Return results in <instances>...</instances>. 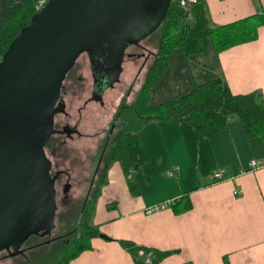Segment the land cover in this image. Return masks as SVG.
<instances>
[{
    "label": "crops",
    "instance_id": "crops-1",
    "mask_svg": "<svg viewBox=\"0 0 264 264\" xmlns=\"http://www.w3.org/2000/svg\"><path fill=\"white\" fill-rule=\"evenodd\" d=\"M201 1L213 25L264 12V0ZM217 77L233 94L258 91L264 99V24L256 27L253 40L218 52L209 44L204 52L185 58L174 48L149 91V103L176 98ZM137 136L147 157L144 166L157 164L145 170L147 181L143 166L134 173L137 195L128 190L119 163L110 164L91 218L109 240L91 238L90 248L66 264H137L118 239L177 250L155 264H264V166H248L250 159L264 162L260 138H246L238 121L201 141L189 125L163 120L151 121ZM216 170L224 179L213 180ZM179 196L183 202L176 207L143 212L148 205Z\"/></svg>",
    "mask_w": 264,
    "mask_h": 264
},
{
    "label": "water",
    "instance_id": "water-1",
    "mask_svg": "<svg viewBox=\"0 0 264 264\" xmlns=\"http://www.w3.org/2000/svg\"><path fill=\"white\" fill-rule=\"evenodd\" d=\"M168 3L46 0L8 43L0 58V251L54 226L55 190L43 146L61 110L66 72L85 52L99 90L115 81L124 49L158 27Z\"/></svg>",
    "mask_w": 264,
    "mask_h": 264
},
{
    "label": "trees",
    "instance_id": "trees-1",
    "mask_svg": "<svg viewBox=\"0 0 264 264\" xmlns=\"http://www.w3.org/2000/svg\"><path fill=\"white\" fill-rule=\"evenodd\" d=\"M36 2L37 0H0V58L8 43L36 12ZM261 24H264V12L231 23L213 25L201 0H196L188 8H182L169 0L164 17L154 30L157 31L158 41L152 62L144 74L136 99L131 104V113L127 118L129 126L126 129L129 133L122 134L116 140L109 154L110 164L119 163L131 194H138L133 176L134 167L143 165L147 159L139 144L137 132L151 121H186L197 141L209 139L231 121H238L246 138L258 137L264 144V99L261 94L258 91L233 94L223 78L217 77L195 85L176 98L157 104L149 103V91L163 75L174 48H179L185 58L204 52L209 44L218 52L233 44L253 40L256 27ZM106 173L107 170H103L99 189L92 193V200L86 202L81 220L70 231L71 235L62 246L63 257L56 264H66L81 251L89 249L90 239L101 234L91 218L99 190L105 183ZM182 199L181 196L174 198L170 206L176 207L183 202ZM188 207L189 203L183 206ZM104 239L109 240L106 236ZM117 242L137 264H155L177 251L158 250L125 239H118ZM46 248L48 245H38L29 254L31 263L41 257L44 249L48 251Z\"/></svg>",
    "mask_w": 264,
    "mask_h": 264
},
{
    "label": "flooded vegetation",
    "instance_id": "flooded-vegetation-1",
    "mask_svg": "<svg viewBox=\"0 0 264 264\" xmlns=\"http://www.w3.org/2000/svg\"><path fill=\"white\" fill-rule=\"evenodd\" d=\"M142 40L131 43L124 49L117 79L110 84H102L100 90V83L95 85L89 70L90 86L87 90L88 94L86 97H81V94H83L82 87L74 88V85L80 83L81 80L80 74H73L76 61L66 72L62 80L59 95L61 110L53 116V132L45 142L43 151L49 161V175L53 179L55 196L57 192L56 188L60 184L63 198L66 199L67 193L72 187L71 179L74 181L76 178H82V176H77L76 173H73L72 169L74 166H78V170L85 168L90 172L82 209L86 202H89L88 195L99 189L102 172L105 169L108 170L107 167L110 164L109 154L111 148L115 146L116 140L120 139L122 134L126 135L129 133L126 129L129 126L127 118L131 113L132 103L130 98L132 87L136 81L137 72H140L144 66L143 62L146 60L145 52L149 54L147 48L141 43ZM129 47L133 50L126 52ZM81 54L86 55L87 63H89L88 55L85 52ZM125 57L127 59L143 58L138 71H136L137 74L128 83L120 80L119 77ZM117 86H120L121 89V92L118 94L119 96H116V93L105 95V92L109 90L115 91L114 89ZM67 93L73 97L67 100L70 105H67V102H65ZM104 107H108L111 112L109 118L105 119V126L101 127L100 113L104 117L106 116L105 111L101 112V109H104ZM51 230L47 234L41 231L30 235L19 245H16L14 249L9 247L7 251H0V264H3L2 262L7 258L12 260L19 259L25 264H31L29 254H32L38 245L45 244L49 248L54 243L59 242L63 246L66 244L67 237L71 235V230H69L68 232L63 231L49 237ZM11 253H14V255H11Z\"/></svg>",
    "mask_w": 264,
    "mask_h": 264
},
{
    "label": "rangeland",
    "instance_id": "rangeland-1",
    "mask_svg": "<svg viewBox=\"0 0 264 264\" xmlns=\"http://www.w3.org/2000/svg\"><path fill=\"white\" fill-rule=\"evenodd\" d=\"M141 34V33H140ZM139 34V35H140ZM157 41H158V34L157 31H154L153 33H151L149 36H147L144 40H142V44L147 48V52L149 54H146L145 52V58L146 60L143 62V67L140 70V72H137L139 69V65L140 63L143 61V58H128L125 57L124 61L122 63V71L119 75L120 80H124L126 83L130 82L133 77L137 74L136 76V81L132 87V93H131V103H133L136 99V94L138 92V89L140 87V85L143 82L144 79V74L147 71L148 67L150 66L153 57L151 55H153L155 53V48L157 45ZM133 49L131 47H129L127 51H132ZM147 56V57H146ZM80 74L81 75V80L80 83H76L74 85V88L76 87H82L83 90V94H81V97H86L87 96V90L89 89V84H90V78H89V67H88V63H87V57L84 54H81L80 56H78V58L76 59V63H75V67L73 70V74ZM73 88V90H74ZM115 91H107L105 92L106 94H110V93H116V96H119V92H121L120 86H117L115 89ZM118 91V93H117ZM69 98H73L70 96L69 93H67L66 95V101ZM116 101V99H115ZM67 105L68 104L67 102ZM105 111L106 116L104 117L102 115V113H100V124L101 127L105 126V119L107 120L109 118L110 112L111 110L107 107H104V109H101V112ZM104 117V119H103ZM103 119V120H102ZM180 123H182V125H186V127L189 125L186 121H180ZM183 126H181L182 129ZM190 127V126H189ZM191 129V128H190ZM192 131V130H191ZM152 158V157H151ZM146 163H144L141 166L138 167H134V171H133V176L135 175L134 173L136 172L137 169H139L140 167L143 166L144 170L142 173V178L146 179L147 175L145 173L146 172H150L153 170V168L155 167V165L157 164L156 162H149L147 163L146 166H144ZM73 173H76L77 176H82V178H76L74 181L73 179H71L72 181V187L70 189V191L67 193V198L64 199L63 198V194L61 192V185L59 184L56 188V210H55V217H54V226L51 230V234L49 235V237H52L60 232L63 231H69L73 229V227L77 226L79 221L81 220V214L82 211L84 209H82V205H83V200L84 197L86 196L85 190L86 187L88 185V180H89V176H90V172L87 171L85 168H82L80 170H78V166H74L73 167ZM79 171V172H78ZM172 178H175V175L172 176ZM135 179V177H134ZM93 198V194L90 193L88 195V201H91ZM100 229H98L99 231ZM101 234L103 233L101 230L99 231ZM106 234V233H104ZM48 251H46L44 249L45 252H43V254L41 255V257L39 256V258L31 263V264H56L58 263L60 257L62 258L63 256L61 254H64L63 250H62V246L59 244V242L54 243L53 245H51L49 248H46ZM3 264H25L23 261L19 260V259H10L7 258L4 262H2Z\"/></svg>",
    "mask_w": 264,
    "mask_h": 264
},
{
    "label": "built area",
    "instance_id": "built-area-1",
    "mask_svg": "<svg viewBox=\"0 0 264 264\" xmlns=\"http://www.w3.org/2000/svg\"><path fill=\"white\" fill-rule=\"evenodd\" d=\"M46 0H37V2L34 5V8L36 11H38L43 4L45 3ZM176 4H178L180 7L182 8H188L189 6H191L196 0H173ZM248 166L249 169H256L259 167H263L264 166V162L255 160V159H250L248 161ZM172 172L168 173L169 175H171ZM212 178L214 181H220L222 179H224L222 171L221 170H216L213 171L211 174ZM173 202V199H167L164 201H160V202H156L153 203L151 205H148L146 207L143 208V212L145 214H151L153 212L165 209L167 207H169Z\"/></svg>",
    "mask_w": 264,
    "mask_h": 264
}]
</instances>
